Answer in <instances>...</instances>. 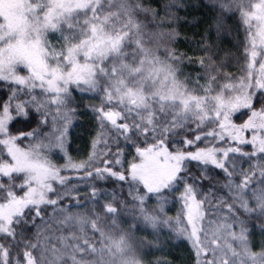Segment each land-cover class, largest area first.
<instances>
[{"label":"snow or ice","instance_id":"1","mask_svg":"<svg viewBox=\"0 0 264 264\" xmlns=\"http://www.w3.org/2000/svg\"><path fill=\"white\" fill-rule=\"evenodd\" d=\"M0 264H264V0H0Z\"/></svg>","mask_w":264,"mask_h":264}]
</instances>
